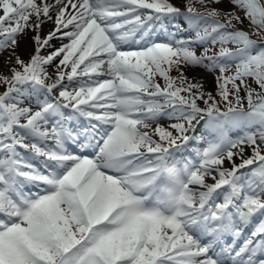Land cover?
<instances>
[{
	"label": "snow or ice",
	"instance_id": "1",
	"mask_svg": "<svg viewBox=\"0 0 264 264\" xmlns=\"http://www.w3.org/2000/svg\"><path fill=\"white\" fill-rule=\"evenodd\" d=\"M0 56V264H264V219L232 255L264 217V0H0ZM170 164L183 194L164 206Z\"/></svg>",
	"mask_w": 264,
	"mask_h": 264
},
{
	"label": "clouds",
	"instance_id": "2",
	"mask_svg": "<svg viewBox=\"0 0 264 264\" xmlns=\"http://www.w3.org/2000/svg\"><path fill=\"white\" fill-rule=\"evenodd\" d=\"M168 168L175 169V171L170 173L165 170L162 173L158 185L159 191L157 192V199L161 201L164 206H167L169 203H178L180 196L183 194L182 170L174 164L168 165Z\"/></svg>",
	"mask_w": 264,
	"mask_h": 264
},
{
	"label": "bare ground",
	"instance_id": "3",
	"mask_svg": "<svg viewBox=\"0 0 264 264\" xmlns=\"http://www.w3.org/2000/svg\"><path fill=\"white\" fill-rule=\"evenodd\" d=\"M182 1L183 0H174V2L177 3L178 5H181L182 4ZM51 27H52L51 24L45 25L44 26V32L47 33V31ZM172 32H174V31H172ZM178 38H179V36H178ZM53 44L55 45V47L60 46V42L59 41H53ZM29 49H31V51L33 52V47L31 45V43L27 39H25L24 43L22 44L21 48L18 51L20 52V55L21 56H24L25 54L28 53V50ZM54 65L55 64H53L52 66H49L48 67V71H49L50 74L54 73V71H55V66ZM7 70L8 69L4 67V57L3 56H0V72H4V71H7ZM187 74H188V76H189L190 79H195V80L202 81L203 78H204V75L202 73L196 71L193 67H190V68L187 69ZM158 79H160V78H158ZM160 82L162 83V81H160ZM203 84H204V82H203ZM27 105L33 106L30 103H28ZM166 123H168V119H164V117H162V118H160L158 120L157 123H154L153 124V128H155L157 126V124H159V125L162 126V125H164ZM81 124L82 125H79L81 128L84 127V126H86L84 121H81ZM211 182H214V181L212 180Z\"/></svg>",
	"mask_w": 264,
	"mask_h": 264
},
{
	"label": "rangeland",
	"instance_id": "4",
	"mask_svg": "<svg viewBox=\"0 0 264 264\" xmlns=\"http://www.w3.org/2000/svg\"><path fill=\"white\" fill-rule=\"evenodd\" d=\"M184 2V1H183ZM215 6H217V7H220V5H215ZM223 7H225L224 5H223ZM226 8V7H225ZM235 23V22H234ZM245 26H247V21H245V23L243 24V25H240V27H244V28H246ZM227 47H234V45H227ZM218 48H219V45H217V46H215L214 47V51L216 52V51H218ZM31 50V49H30ZM30 53H28L27 55H24L22 58L24 59V58H26V59H24L25 61L27 60V57H30ZM196 69L197 70H199L200 72H202V73H204L205 74V88L207 89V90H209V91H211L212 92V88H214L215 87V89H214V93H213V95L214 96H216L217 95V84H216V81H215V73L213 72V71H210V70H207V69H205V68H203V67H196ZM10 73L8 72V73H5V75H9ZM1 85V84H0ZM208 86V87H207ZM241 95H243V92L241 93ZM217 99H219V97L217 96ZM222 105V107H223V104H221ZM245 107H247V103L245 102ZM199 125H202L203 126V121L199 124ZM199 125H198V127H199ZM165 127L166 128H170V127H168L167 125H165ZM169 131H170V129H168ZM173 134L174 135H176V133H174L173 132ZM156 138H158L159 139V136H158V134H155L154 135ZM206 136V135H205ZM205 145H203V146H201V148H203ZM226 164V163H225ZM224 164V165H225Z\"/></svg>",
	"mask_w": 264,
	"mask_h": 264
}]
</instances>
